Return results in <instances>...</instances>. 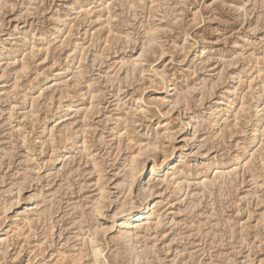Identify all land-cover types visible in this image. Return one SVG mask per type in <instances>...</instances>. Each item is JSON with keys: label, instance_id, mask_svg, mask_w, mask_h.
<instances>
[{"label": "rangeland", "instance_id": "obj_1", "mask_svg": "<svg viewBox=\"0 0 264 264\" xmlns=\"http://www.w3.org/2000/svg\"><path fill=\"white\" fill-rule=\"evenodd\" d=\"M0 264H264V0H0Z\"/></svg>", "mask_w": 264, "mask_h": 264}, {"label": "bare ground", "instance_id": "obj_2", "mask_svg": "<svg viewBox=\"0 0 264 264\" xmlns=\"http://www.w3.org/2000/svg\"><path fill=\"white\" fill-rule=\"evenodd\" d=\"M151 150V149H150ZM142 151V150H141ZM149 151V150H147ZM139 153V152H138ZM138 155V156H137ZM144 155V154H143ZM142 154H136L137 157H145ZM148 155V153H147ZM135 156V155H134ZM133 156V160L131 162V171H132V175L133 177L137 178L140 175V172H142V170L144 168H139L140 166V162L138 160V158L135 156L134 158ZM153 159V158H152ZM147 161V160H146ZM155 161V160H154ZM152 162V161H151ZM156 170V165L154 164L153 168H152V172L154 173ZM153 176V174H152ZM134 180V179H133ZM137 180L133 181V184L136 182ZM134 186V185H133ZM129 191H131V188L129 189ZM103 192V191H102ZM132 193V191H131ZM146 199V198H145ZM148 210V209H147ZM125 223L127 225H130L133 221L135 220H139V219H147L150 217L149 212L146 211V208L144 207V205L138 200L137 202L131 204H126L124 203V205L122 206V209L120 210ZM151 213V212H150ZM139 222V221H138ZM127 229V228H126ZM131 230V229H130ZM96 248V247H95ZM103 258V257H102ZM101 260V258H100ZM104 263V262H103Z\"/></svg>", "mask_w": 264, "mask_h": 264}]
</instances>
